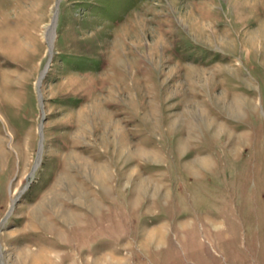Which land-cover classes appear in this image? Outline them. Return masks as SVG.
<instances>
[{
	"label": "rangeland",
	"instance_id": "374dc122",
	"mask_svg": "<svg viewBox=\"0 0 264 264\" xmlns=\"http://www.w3.org/2000/svg\"><path fill=\"white\" fill-rule=\"evenodd\" d=\"M40 258L264 264V0H0V264Z\"/></svg>",
	"mask_w": 264,
	"mask_h": 264
},
{
	"label": "bare ground",
	"instance_id": "6f19581e",
	"mask_svg": "<svg viewBox=\"0 0 264 264\" xmlns=\"http://www.w3.org/2000/svg\"><path fill=\"white\" fill-rule=\"evenodd\" d=\"M55 27H56V18L53 21V23L47 28V32H46V40H47V43H48V46H49V49H50L51 52L53 51L54 42H55ZM49 65H50V62L48 63L47 68H48ZM45 76H46L45 73H43V78H41V79L43 80ZM39 83H41V80H40ZM39 86H40V84H39ZM15 202L16 201L14 200L13 203H12V208H13V205L15 204ZM156 236L157 235H155L153 238H151V240H154V238ZM46 260H47V258H46ZM34 262L36 264H45V260L43 258L42 259L40 258V259H38L37 261H34ZM119 262H120V260H116V259L109 258L108 261L106 263H104V264H118Z\"/></svg>",
	"mask_w": 264,
	"mask_h": 264
},
{
	"label": "water",
	"instance_id": "95a60500",
	"mask_svg": "<svg viewBox=\"0 0 264 264\" xmlns=\"http://www.w3.org/2000/svg\"><path fill=\"white\" fill-rule=\"evenodd\" d=\"M17 201V200H16ZM16 203V202H15Z\"/></svg>",
	"mask_w": 264,
	"mask_h": 264
}]
</instances>
